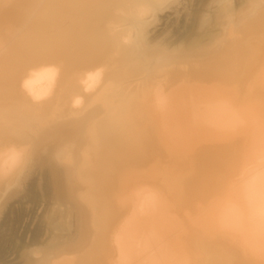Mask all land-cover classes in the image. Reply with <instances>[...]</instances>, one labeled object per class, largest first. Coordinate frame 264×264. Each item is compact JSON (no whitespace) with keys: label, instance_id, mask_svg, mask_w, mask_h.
<instances>
[{"label":"bare ground","instance_id":"obj_1","mask_svg":"<svg viewBox=\"0 0 264 264\" xmlns=\"http://www.w3.org/2000/svg\"><path fill=\"white\" fill-rule=\"evenodd\" d=\"M2 214L0 264H264V0H0Z\"/></svg>","mask_w":264,"mask_h":264},{"label":"rangeland","instance_id":"obj_2","mask_svg":"<svg viewBox=\"0 0 264 264\" xmlns=\"http://www.w3.org/2000/svg\"><path fill=\"white\" fill-rule=\"evenodd\" d=\"M165 13H167V12H165ZM163 14H164V13H163ZM47 94H48V93L45 92V90L43 89V90H42L41 92H39L38 94H35V99H39V100H43V101H44V100H46V99L48 98V97H47ZM78 96H79V95H78ZM43 168H44V167H43ZM43 168H42V170H41V171H42V174H43V172L45 171V170H44L45 168H44V169H43ZM43 170H44V171H43ZM38 171H39V170H38ZM38 171L35 169V170L32 172V173H34V174L31 173L33 176H30V177H32V178H33L34 176L37 177V174H39ZM37 172H38V173H37ZM40 173H41V172H40ZM45 175H46V173H45ZM30 177H29L28 180L25 181V185H26V187H29V184H30V183H31V184L33 183L32 180H30ZM42 177H43V176H42ZM7 178H8V177H7ZM32 178H31V179H32ZM33 179H35V178H33ZM29 180H30L31 182H30ZM45 180H46V179H45ZM42 182H43V181H42ZM43 183H44V184H42V185H43L42 188H43V187L46 188V187L49 185L47 181H46V182L44 181ZM1 188H3V187H1ZM30 196H31V195H30ZM30 196L27 198V200H30V198L32 199V197H30ZM19 199H20V195H19L18 198L14 199V201H12V203H14L15 201H19ZM27 200H25V201H27ZM20 205H21L20 203H19V204L16 203L15 207H20ZM41 211H42V210H41ZM41 211H39V215H41V214H40V213H42ZM3 213H5V210H3ZM0 217H4V215L2 214V216H0ZM41 217H42V215H41ZM37 219H38V218H37ZM37 219H36V220H37ZM36 220H35V221H36ZM28 223H30V220H29V222L26 220V222L24 223V227H25L26 224H28ZM36 223H37V221H36L35 224L33 225V228H34V226L36 225ZM19 227H20V226H19ZM24 227H23V228H20V229H21V233H22V231H24V230H23ZM5 229H6V228H5ZM20 229H19V230H20Z\"/></svg>","mask_w":264,"mask_h":264}]
</instances>
